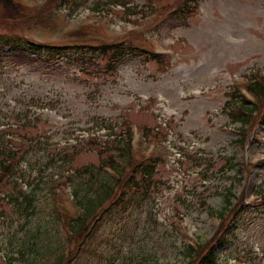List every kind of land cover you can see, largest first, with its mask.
<instances>
[{"label": "rangeland", "instance_id": "obj_1", "mask_svg": "<svg viewBox=\"0 0 264 264\" xmlns=\"http://www.w3.org/2000/svg\"><path fill=\"white\" fill-rule=\"evenodd\" d=\"M21 1L27 7L17 19L23 28L1 22V36L33 33L39 42L63 44L67 35L59 36L78 28H93L111 41L139 29L127 36L129 43L146 51L151 38L165 59L158 63L138 52L113 72L92 75L60 64H0V140L22 145L14 135L28 129L34 136L40 133L42 147H49L25 150L32 168L21 164L18 184L0 186V264H48L62 249L72 264H187L185 249L192 242L207 243L218 232L217 213L226 206L228 189L232 205L242 194L246 204L262 200L264 125L253 122L243 143L240 124L231 122L224 108L244 77L264 75V0H198L186 23L170 14L180 6L178 0H82L84 5L71 13L48 0ZM124 2L142 12L152 7L153 13L129 17ZM3 16L0 7V20ZM105 64L101 60L98 69ZM25 116L32 123L22 131L16 126ZM100 119L114 125L116 140L133 124L137 152L158 148L141 143L137 127H161L169 146L162 149L166 159L157 169V186L99 226L72 258L76 244L52 215L56 204L74 212V201L92 195L96 181L79 172L87 166L98 171L102 157H108L104 151L100 156L104 138L91 142L104 136L96 125ZM49 151H67L70 166L51 167L38 176ZM22 174L35 184L21 182ZM21 189L32 199L22 210ZM249 221L230 247L218 248V264H264V206Z\"/></svg>", "mask_w": 264, "mask_h": 264}, {"label": "trees", "instance_id": "obj_2", "mask_svg": "<svg viewBox=\"0 0 264 264\" xmlns=\"http://www.w3.org/2000/svg\"><path fill=\"white\" fill-rule=\"evenodd\" d=\"M46 1V0H45ZM86 1V0H85ZM50 4H58L59 6L69 8L71 11L84 5L82 0H48ZM198 0H183L180 1V6L175 8L170 14L177 19L178 23L185 21L191 14V5L197 3ZM113 4L118 3L112 1ZM122 6V3H119ZM50 7V5H45ZM44 5L38 9L43 13L46 8ZM124 11L129 17L147 16L153 13V9L149 11L136 10L135 5L131 2H124ZM0 7L4 9L3 19L0 20L5 24H15V28L22 29L23 27L17 22V19L27 14V8L21 4L20 0H0ZM44 9V10H43ZM143 17L142 19H144ZM30 22L27 25H30ZM87 29V30H86ZM79 28L71 33L65 34L64 43H43L38 44L28 39V35H0V64H22V63H43L54 67L60 64V67L72 68L83 74L92 75L93 73H111L116 70L125 59L137 56L142 49L126 40H118L111 42L106 40L101 34L88 28ZM135 34H130L132 36ZM142 44L147 42L140 40ZM151 58L158 63H162V57L150 55ZM105 59L106 64L102 69H98L101 65V60ZM101 70V71H100ZM248 89L254 98L255 104L240 95L237 89L233 90L230 95V100L226 107V112L233 123H239L240 141L245 143L248 128L253 122L259 119L261 110L264 109V75L255 76L250 80ZM32 123L31 120L25 121L23 127ZM100 132H104L102 137H94L91 142L95 143L97 138L102 140L100 156L104 153L108 154L107 158L102 157L98 171H92L88 166L84 168V172L80 175H89V180L96 181V187L91 191V196H83L79 199L76 206L77 212L71 215L68 212H63L60 206L56 207L55 215H52L53 220L61 225L67 234V239L70 243H75L76 247L70 251L72 258H77L81 251L82 244L90 237L94 238L97 229L104 223L116 218L121 210L124 212L130 204L137 198L147 196L153 187L157 186L156 174L158 167L162 164L163 159L159 155L136 154L133 146V134L129 128L124 131L121 140L113 138L114 125L108 119H100L96 121ZM144 137H150L152 141L157 142L151 133V130L145 128ZM26 133L19 134L25 143H29L31 152L36 151V147L31 145L34 141L36 146H40V142L36 136H28ZM112 141V143H111ZM111 143V144H110ZM0 146V186L4 183L18 184L19 176L24 170L21 164L28 165L29 168L33 163L23 156V149L15 147L13 144ZM44 148V147H43ZM49 147H47L48 149ZM45 150L46 147L44 148ZM25 154L29 153L30 149ZM92 150V149H90ZM94 150V149H93ZM44 164L38 169V176L44 173L49 168L57 166L67 168L70 166L71 158L67 151L52 153L45 152ZM200 165V164H198ZM197 165V166H198ZM229 167L233 168V159L229 161ZM110 169L111 173L107 170ZM77 174L78 170H74ZM21 182H26L28 186L35 184L34 179L21 175ZM37 176V177H38ZM20 197H17V202H23L19 209L27 208L31 205V197L24 193V190L19 191ZM77 195V193H76ZM258 195L262 198V202L258 201L252 205H246L245 197L242 194L237 199L235 205L231 204V199L234 198L232 190L228 189L225 195L226 206L217 215L221 217L220 227L218 232L207 243H196L195 246H188L186 251L187 264H218L219 257L216 251L218 248H227L233 244L234 239L238 235V231L244 229L259 208L264 206V186L259 189ZM229 213L228 218H225V213ZM227 221V224L225 222ZM89 238V239H90ZM50 240V239H48ZM65 249L60 251V255L54 262L48 264H72L71 258L66 259Z\"/></svg>", "mask_w": 264, "mask_h": 264}]
</instances>
